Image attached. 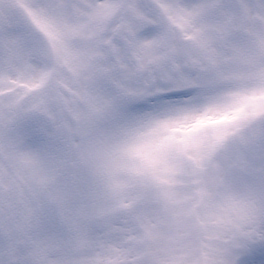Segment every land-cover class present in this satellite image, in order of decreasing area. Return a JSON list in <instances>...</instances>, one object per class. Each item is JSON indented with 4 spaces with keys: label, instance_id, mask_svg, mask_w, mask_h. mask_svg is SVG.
<instances>
[{
    "label": "snow or ice",
    "instance_id": "6c2138e0",
    "mask_svg": "<svg viewBox=\"0 0 264 264\" xmlns=\"http://www.w3.org/2000/svg\"><path fill=\"white\" fill-rule=\"evenodd\" d=\"M0 264H264V0H0Z\"/></svg>",
    "mask_w": 264,
    "mask_h": 264
}]
</instances>
